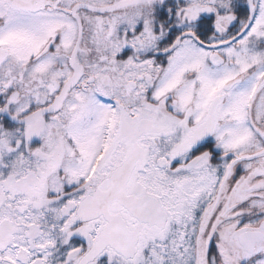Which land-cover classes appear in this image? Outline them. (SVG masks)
<instances>
[{"label": "snow or ice", "instance_id": "6c2138e0", "mask_svg": "<svg viewBox=\"0 0 264 264\" xmlns=\"http://www.w3.org/2000/svg\"><path fill=\"white\" fill-rule=\"evenodd\" d=\"M0 264H264V0H0Z\"/></svg>", "mask_w": 264, "mask_h": 264}]
</instances>
